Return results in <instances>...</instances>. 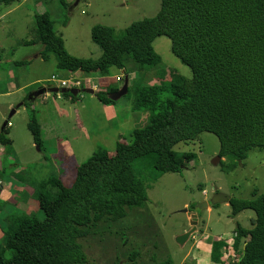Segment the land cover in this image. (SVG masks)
<instances>
[{
    "label": "trees",
    "instance_id": "obj_1",
    "mask_svg": "<svg viewBox=\"0 0 264 264\" xmlns=\"http://www.w3.org/2000/svg\"><path fill=\"white\" fill-rule=\"evenodd\" d=\"M18 1L0 0V7ZM35 28L36 40L43 45L42 58L54 54L63 71L107 77L113 67L127 71L129 62L137 72L155 68L162 58L153 43L165 36L193 77L171 73L159 85L128 87L133 110L148 111L149 123L132 132L131 143L117 142L113 155L103 146L97 148L76 168L71 186L57 177L41 182L36 198L43 219L12 216L0 264H89L79 240L97 234L100 223L119 222L128 210L145 207L143 171L149 169L152 180L180 172L195 155L179 154L174 147L196 141L202 133L219 139V156L229 161L227 171L237 169L251 150H264V0H162L156 16L131 24L119 36L114 28L94 26L92 40L103 52L97 60L69 54L49 11L35 15ZM120 89L110 85L95 94L103 105L111 106L118 101L109 96ZM63 95L73 101L80 96ZM24 105L31 108L32 103ZM29 128L42 150L43 131L35 109L30 111ZM9 134L6 122L0 145L7 155L13 145ZM257 193L253 199L232 198L229 203L234 217L245 210L256 215L251 229L237 226L233 250L239 260L231 264H264V193ZM227 247L224 240L214 241L210 262L221 264ZM137 257L135 252L131 259Z\"/></svg>",
    "mask_w": 264,
    "mask_h": 264
},
{
    "label": "rangeland",
    "instance_id": "obj_2",
    "mask_svg": "<svg viewBox=\"0 0 264 264\" xmlns=\"http://www.w3.org/2000/svg\"><path fill=\"white\" fill-rule=\"evenodd\" d=\"M161 4L162 0H20L10 7H0V131L8 122V136L13 142L10 155L5 153L0 163V177L19 201L16 207L0 197V251L5 247L12 216L21 213L43 219L36 198L41 182L57 177L71 186L76 168L97 148L113 150L117 142L131 143L132 132L149 123L148 111L133 110L132 91L108 109L96 94L83 92L73 101L61 93L47 92L29 101L33 93L58 88L53 77L58 81L78 79L84 89L95 92L105 91L110 85L122 88L126 76L128 87L135 83L159 85L168 81L171 73L193 77L191 69L172 53V42L165 36L153 43L162 63L152 69L137 72L129 62L128 75L126 70L113 67L107 77L60 70L54 54L48 60L41 56L43 45L36 40L35 15L49 11L69 54L97 60L103 52L92 40L94 26L114 28L119 36L131 24L156 16ZM31 41L34 44L26 43ZM22 62L27 63L19 64ZM25 102H31V108ZM31 109L37 111L42 127V150L29 128ZM13 110L17 112L11 116ZM58 139L70 148L62 149V158L55 152ZM174 151L192 153L195 158L180 172L163 174L157 180H152L149 169L144 170L146 206L128 210V216L119 222L100 223L97 234L79 240L89 264H159L168 259L174 264H214L209 255L216 240L229 244L221 264L239 260L233 250L234 232L238 225L251 229L255 212L245 210L234 217L230 204L213 206L211 202L217 192L243 200L253 199L255 190L258 196L263 194L264 150H251L233 171L225 168L227 158L217 161L220 141L213 134L202 133L196 141L179 143ZM13 172L17 173L11 176ZM193 217L197 218L196 229L185 244H180L178 238L192 229ZM135 252L138 257L132 260Z\"/></svg>",
    "mask_w": 264,
    "mask_h": 264
},
{
    "label": "water",
    "instance_id": "obj_3",
    "mask_svg": "<svg viewBox=\"0 0 264 264\" xmlns=\"http://www.w3.org/2000/svg\"><path fill=\"white\" fill-rule=\"evenodd\" d=\"M128 86H129V78L126 76L123 87L117 93H114V94L110 95L109 97L112 100H114V101H119L120 99H122L124 96L127 95ZM47 92L61 93V94H71L74 97L80 95L83 92L84 93H88V94H95V90L94 89H62V90H60L58 88H50L49 90H47L46 88H43V89H40L39 91L33 93L29 97V101L35 100L38 97L46 94ZM20 106H22V104ZM15 112H16V110H13L12 113H11V116L13 114H15ZM5 125H6V123H5ZM38 149H39V147H38ZM220 160H221V157L219 156L217 158V161H220ZM231 199L232 198L230 196H227L225 194L217 192L216 196H215L214 200H212L211 204L213 206H216V205L221 204V203H228L229 204ZM193 219H194V221L191 222L192 229L189 230L188 232H186L185 234L181 235L178 238V242L180 244H185V242H187V240L193 235V231L196 229L197 218L193 217Z\"/></svg>",
    "mask_w": 264,
    "mask_h": 264
},
{
    "label": "crops",
    "instance_id": "obj_4",
    "mask_svg": "<svg viewBox=\"0 0 264 264\" xmlns=\"http://www.w3.org/2000/svg\"><path fill=\"white\" fill-rule=\"evenodd\" d=\"M96 91V90H95ZM101 91H103V90H101ZM96 93V92H95ZM93 95H95V94H93ZM36 100V99H35ZM34 100V101H35ZM103 105V104H102ZM103 106H105V105H103ZM104 108H106V109H108V108H110L109 106H106V107H104ZM17 112V111H16ZM16 112H15V114H16ZM113 112H111L108 116H110L111 114H112ZM114 119H115V117L110 121V122H114ZM8 128H9V126H8ZM10 130V129H9ZM2 131V130H1ZM0 131V132H1ZM53 140H51L50 142H52ZM56 141H58L57 142V147H56V151L55 152H57V154L59 155V156H61V158L63 157L62 156V154H61V152H62V149H64V148H66L68 151H70V148L69 147H67L66 145V143L64 142V140H61V139H58V140H56ZM122 142V141H121ZM47 143L49 144V140L47 141ZM125 143V142H124ZM4 147L2 146V145H0V163H1V165H2V159L5 157L4 156V154H5V149H3ZM107 150H108V152L110 153V155H113L114 154V151H115V149H113V150H111V149H108V148H106ZM113 153V154H112ZM10 158V157H9ZM10 160H12V159H10ZM0 165V166H1ZM3 172V171H2ZM17 172H13L12 174H11V176H14L15 174H16ZM1 178V177H0ZM1 180H2V178H1ZM64 181V180H63ZM2 182H3V185L0 187V197L1 198H3V199H7L8 201H12L13 202V204L16 206V207H19V201H16L15 199H16V195H13L12 196V194H11V192H10V190H12V189H9V188H5V186H6V183H5V181L4 180H2ZM11 185H12V183H11Z\"/></svg>",
    "mask_w": 264,
    "mask_h": 264
},
{
    "label": "built area",
    "instance_id": "obj_5",
    "mask_svg": "<svg viewBox=\"0 0 264 264\" xmlns=\"http://www.w3.org/2000/svg\"><path fill=\"white\" fill-rule=\"evenodd\" d=\"M53 81H57L59 83L58 89H82L83 83L78 79L64 80L58 81L55 77L52 79ZM93 87V86H91ZM3 185L2 180H0V187Z\"/></svg>",
    "mask_w": 264,
    "mask_h": 264
}]
</instances>
